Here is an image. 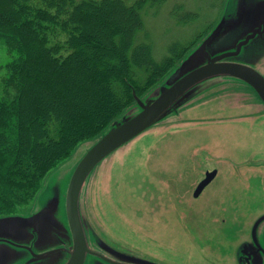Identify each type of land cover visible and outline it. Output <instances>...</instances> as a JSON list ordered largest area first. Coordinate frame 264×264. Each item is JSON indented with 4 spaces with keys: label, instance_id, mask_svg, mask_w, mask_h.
Masks as SVG:
<instances>
[{
    "label": "trees",
    "instance_id": "1",
    "mask_svg": "<svg viewBox=\"0 0 264 264\" xmlns=\"http://www.w3.org/2000/svg\"><path fill=\"white\" fill-rule=\"evenodd\" d=\"M164 0H0V217L166 77L212 24L153 57L143 13ZM183 12L179 14V12ZM177 23L195 17L173 8ZM4 70V74H3Z\"/></svg>",
    "mask_w": 264,
    "mask_h": 264
},
{
    "label": "rangeland",
    "instance_id": "2",
    "mask_svg": "<svg viewBox=\"0 0 264 264\" xmlns=\"http://www.w3.org/2000/svg\"><path fill=\"white\" fill-rule=\"evenodd\" d=\"M226 1L164 0L155 13L149 10L146 15L142 11L153 57L160 60L168 53L171 43L184 42L213 23L210 31L218 21ZM177 5H183L184 9L194 13L195 17L187 23H177L175 17L171 15ZM181 13L183 12L180 11L179 14ZM251 48L258 53L249 60L264 63V41ZM6 59L7 54L0 46V75L1 63ZM147 94L141 98H145ZM200 98L108 156L101 165L95 167L81 194L82 208L88 224L91 226L96 224L101 232L110 237H115L116 233H119L125 236L124 239L130 238L132 244L136 245L135 242L140 237L134 233L128 234L127 228L135 229L131 224L136 220V215H139L138 219L149 221V238L164 243L163 258L169 264H208V260L213 264H223L222 260L230 246L231 249H235L234 254L238 255V245L240 246L241 241L249 236L247 231L252 222L248 221L255 218L258 209L260 212L263 211L262 208L264 209L263 172L257 179V181L260 179L259 184H255L253 191L247 196H243L245 190L239 192L237 189L239 186L237 179L228 183L231 203L225 207V219L228 221L221 225L226 230L224 237L219 233L210 232L212 239L220 242L215 241L212 249L202 243L201 238L205 237L201 232L209 211L197 217L189 214L177 215L180 209L195 215V211L189 209L195 204L200 205L191 195L196 180L202 178L206 170L218 168L216 165H220L208 157L216 155V142L223 152L220 142L230 138L231 141L241 140L240 149L248 147L247 150L258 151L261 159L258 161L264 165V105L254 90L239 80L228 78L227 81L205 91ZM203 100L207 102H200ZM96 138L80 142L68 158L50 170L45 175L42 187L31 206L23 207L21 209L23 212L19 214H26L31 208L34 210L37 199L39 200L42 193H47L50 187L52 189L59 187L63 190L62 187L65 186L75 165ZM254 165L255 162L247 158L246 166ZM189 171H195V174L189 177V185L181 184L178 189L176 188L181 197H187L188 204L179 208L173 198L163 203L161 194L158 193L159 185H163L162 180L169 178L174 181L179 179V176L181 178L185 174L188 175ZM211 188L213 189V184ZM224 196L226 203L227 193H224ZM202 209L205 211V207ZM262 222L258 224L257 234L261 245L264 246ZM140 229L143 227L140 226ZM142 231L147 237L148 233ZM238 232L242 234L239 240L236 236ZM130 235L137 238L133 239ZM226 236L231 241L227 244L226 241L221 243ZM234 240L236 241L233 242ZM204 245L206 247H203ZM202 248L205 251H202ZM209 249L213 252L212 255L208 254ZM132 250L137 251L136 248ZM258 256L257 263L264 264V253H259Z\"/></svg>",
    "mask_w": 264,
    "mask_h": 264
},
{
    "label": "water",
    "instance_id": "3",
    "mask_svg": "<svg viewBox=\"0 0 264 264\" xmlns=\"http://www.w3.org/2000/svg\"><path fill=\"white\" fill-rule=\"evenodd\" d=\"M224 5L216 24L162 83L145 98L133 93L135 105L97 136L75 165L63 190L50 187L40 195L34 212L28 216L0 217V264H13L20 244L43 236L71 237L73 250L66 264H82L88 249L84 226L89 224L81 194L95 167L152 126L202 98L208 89L228 78L239 80L252 88L264 105V63L249 60L258 53L251 47L264 41V0H227ZM215 173L205 174L195 195ZM260 246L259 253L263 254L264 246Z\"/></svg>",
    "mask_w": 264,
    "mask_h": 264
},
{
    "label": "flooded vegetation",
    "instance_id": "4",
    "mask_svg": "<svg viewBox=\"0 0 264 264\" xmlns=\"http://www.w3.org/2000/svg\"><path fill=\"white\" fill-rule=\"evenodd\" d=\"M228 140L225 139L224 142H220L221 147H223V152H221L219 149L220 146L217 145L216 142V155H208L209 158L211 157L214 161L220 164L216 165L218 168L206 170L203 177L196 180L191 195L192 199L195 202L199 201L198 203H200V205L195 204L194 207L189 209L190 211L194 210L195 215L193 213H187L183 211V209H180L177 212V215L179 216L189 214L192 217H197L202 214L205 215L206 211H209L208 218L205 220L206 222H204L201 232V235L205 237L201 238H203L202 243L207 244V247L210 249H212L211 247L214 245L215 241H217V239L215 241L212 239L210 232L216 234L219 233L222 237H224L223 235L225 234L224 231L226 229H224L225 227H222L224 222L228 221V219H225V207L230 206L229 203H231L228 196V193H230V189H227L228 183L230 184L234 179H237L239 184L237 189H239V192L240 190H245L246 192L243 193V196H247L250 194V191H253V186L259 184L260 179L259 181H257V179L260 178L261 174L264 172V165L258 161L261 160L259 159L260 154L258 151L247 150L248 147L246 149H240L241 140L231 141V138ZM214 158L218 159L215 160ZM247 158L253 160L255 165L246 166ZM211 171H216L214 177L198 194L195 195L199 183L205 178V174ZM193 174H195V171H189L188 175L185 174V176H182L181 178L179 176V179L177 180L172 181L169 178L162 180L163 185H159L158 193L161 194L163 203L165 200L169 201L173 198V200L176 201L175 204L179 208L188 204L187 197H181V193L177 189L181 184L189 185V177ZM211 184H213V189L211 188ZM256 190L258 191L259 189L257 188ZM224 193H227L226 203L224 202ZM202 207H205V211ZM31 209L26 214L23 213L19 215H30L34 212L33 209ZM201 210H203L202 213ZM262 210L263 211L260 212L258 209L255 213V218L248 221L252 222V224L249 225L250 229L247 231V236H249L241 241L242 243L240 246L238 245V255L237 253L234 254L233 251H235V249H231L232 246H230L229 251L225 254L226 256L224 260H222L223 264H258V255L259 252H261L260 249L262 247L260 246L261 242L259 241L260 239L257 230L259 228L258 224L261 223V221L264 222V217H261L264 215V209L262 208ZM199 211L200 214L198 215ZM173 215H175V213H173ZM136 217V220L132 221L131 224L135 229L130 230L127 228L128 234H135L140 237L139 240H136V242L134 241L136 245L132 244L130 238V240L124 239L125 236H121L119 233H116L115 237H110L108 234L101 232L96 224L93 226H84L85 240L88 249L85 253V258L82 264H169L166 263L163 258L165 251L164 243L149 238L150 222L138 219L139 215H136ZM140 226L143 227V229H140ZM142 230L148 233L147 237ZM132 235L130 236L133 239L137 238ZM236 236L238 239L242 234L239 233ZM227 237L228 236L221 240V243H224V241H226V244L229 243L231 240ZM235 241L236 240L233 242ZM4 242H6V240H4ZM203 247L206 246L204 245ZM133 248H136L137 251L132 250ZM17 249L19 250V254H17V260L13 264H66L72 254L73 240L71 237L69 238L65 236H61L60 238L53 236H43L41 238L34 237L29 242L20 244ZM210 249L208 250V254L212 255L213 252ZM202 251L205 250L202 248ZM57 255L59 257H57ZM207 263L213 264L210 260H208Z\"/></svg>",
    "mask_w": 264,
    "mask_h": 264
}]
</instances>
